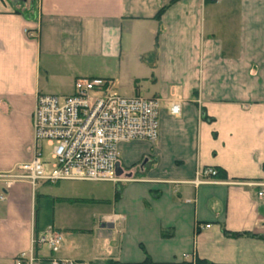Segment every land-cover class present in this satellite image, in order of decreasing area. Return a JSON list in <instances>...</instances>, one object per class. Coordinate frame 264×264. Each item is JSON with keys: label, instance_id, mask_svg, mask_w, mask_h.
Returning <instances> with one entry per match:
<instances>
[{"label": "crops", "instance_id": "1", "mask_svg": "<svg viewBox=\"0 0 264 264\" xmlns=\"http://www.w3.org/2000/svg\"><path fill=\"white\" fill-rule=\"evenodd\" d=\"M93 60L160 99L158 138L119 145V184L0 182V264H264V200L232 184L264 180V0H0V172L33 157L36 95Z\"/></svg>", "mask_w": 264, "mask_h": 264}, {"label": "built area", "instance_id": "2", "mask_svg": "<svg viewBox=\"0 0 264 264\" xmlns=\"http://www.w3.org/2000/svg\"><path fill=\"white\" fill-rule=\"evenodd\" d=\"M159 105L157 97L139 94L124 97L114 91L111 81L102 79H77L69 96L39 93L32 116L33 157L10 172H0V182L27 181L33 187L38 182L122 183L126 179L117 175L119 145L133 140L154 143L158 138ZM170 111L177 115L179 106L173 104ZM44 142L51 149L48 163L42 159ZM216 177L217 170L205 168L196 172L190 183L196 187L211 184ZM232 184L254 187L256 197L264 200V180ZM36 243L54 254L62 238L49 228ZM33 261L32 254H22L16 264ZM50 264L82 263L52 259Z\"/></svg>", "mask_w": 264, "mask_h": 264}, {"label": "rangeland", "instance_id": "3", "mask_svg": "<svg viewBox=\"0 0 264 264\" xmlns=\"http://www.w3.org/2000/svg\"><path fill=\"white\" fill-rule=\"evenodd\" d=\"M81 75L82 77L86 78L96 77L102 80L114 77L116 78L113 87L114 91H117V93L124 97H130L134 94L133 83L131 82L132 77L127 73L119 75L118 66L115 64H107L106 62H102V60H93L91 62L88 61L86 62L85 66L82 67ZM140 85L144 86V83H141ZM41 93L45 95H55L59 97L69 96L73 94V83L69 82V80L63 79H55L54 81L50 80L46 84V88L42 90ZM141 94L147 95L145 89L141 90ZM50 155L51 149L46 145V142H44L42 148V159L45 163L50 162Z\"/></svg>", "mask_w": 264, "mask_h": 264}, {"label": "water", "instance_id": "4", "mask_svg": "<svg viewBox=\"0 0 264 264\" xmlns=\"http://www.w3.org/2000/svg\"><path fill=\"white\" fill-rule=\"evenodd\" d=\"M121 173H122V170H121V168L119 167V164H118V166H117V175H119Z\"/></svg>", "mask_w": 264, "mask_h": 264}, {"label": "trees", "instance_id": "5", "mask_svg": "<svg viewBox=\"0 0 264 264\" xmlns=\"http://www.w3.org/2000/svg\"><path fill=\"white\" fill-rule=\"evenodd\" d=\"M163 11V9H161V11L159 12V15H160V13ZM218 174V173H217ZM119 196V189L117 190V193H116V197H118Z\"/></svg>", "mask_w": 264, "mask_h": 264}]
</instances>
